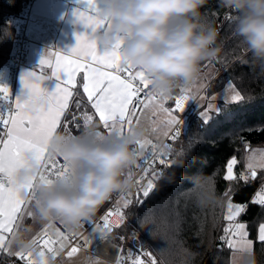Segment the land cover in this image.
Here are the masks:
<instances>
[{"label":"snow or ice","instance_id":"obj_1","mask_svg":"<svg viewBox=\"0 0 264 264\" xmlns=\"http://www.w3.org/2000/svg\"><path fill=\"white\" fill-rule=\"evenodd\" d=\"M80 2L87 4L89 14L77 9L75 16L86 31L77 34V43L69 54L52 52L49 56L44 55L40 61L41 67L52 69L51 79L57 82L55 89L50 91L42 86L44 77L38 76L35 71L22 75L25 91L14 101L10 89L0 85V101L3 102L0 104L4 105L0 108V264H8L5 257L10 264H61V258L71 259L82 249L90 248L93 241L107 239L124 223L123 210L132 204L130 193L121 195L115 206L107 209L99 221H85L81 228L86 224L90 226L87 235L83 231L65 232L46 226L38 234L28 236L36 246V252L23 250L15 243L20 233L30 231L24 221L35 216L33 201L24 199L22 190L30 191L34 197L38 183L58 182L71 171L68 162L63 160L64 163H60L48 151V145L58 130L63 128L70 138H75L72 132L75 128L84 134V138L95 143H107L112 137L135 133L142 110L153 107V122L162 118L164 135L173 142L180 135L179 126L183 121L179 114L184 111L191 93L185 90L172 98L170 94L154 91L146 70L123 63V38L117 37L111 49L99 45L98 33L109 26L99 15L101 0ZM229 19L235 21L238 18L230 16ZM74 97L79 99L74 100ZM169 99L173 101L171 107L166 106ZM229 100L238 103L244 101L245 96L234 89V95ZM209 111L216 112L218 109L203 111L201 115L205 122L211 118ZM146 145H151L153 149L149 155L143 151ZM157 147V144L143 137L137 142L136 150L142 162L135 166L143 169V174L137 179L138 204H143V198H148L157 190V181L170 179L163 170L155 167L157 162L165 167L175 164V161L164 158L171 155L170 145H164L159 152L156 151ZM176 155L181 156L183 152ZM29 157H34L42 170L38 176L31 177L27 184L18 185L16 175L20 169L30 166ZM241 163L244 167L237 174L236 168ZM257 167L264 172V159L256 165L250 159L242 161L232 156L225 164L223 178L230 182V186L223 194L227 226L221 239L228 248L241 255L251 254L253 241L249 238L246 223L241 222L239 217L246 214L250 205L264 206V180L244 203L233 202L234 188L231 182L242 181L248 185L255 181L258 177ZM127 175L132 179L131 169ZM163 215L166 219L168 213ZM119 239L123 240L124 237ZM257 239L264 242V224L258 228ZM117 255L116 264H158L151 252H145L142 248L135 252L121 248Z\"/></svg>","mask_w":264,"mask_h":264},{"label":"trees","instance_id":"obj_2","mask_svg":"<svg viewBox=\"0 0 264 264\" xmlns=\"http://www.w3.org/2000/svg\"><path fill=\"white\" fill-rule=\"evenodd\" d=\"M32 2L0 0V67L12 55L14 40ZM201 12L203 20L216 29L220 49L216 58L200 66V73L210 66L217 72L204 96L215 94L230 83L245 100L223 103L218 111L211 112L207 122L197 104L186 132L171 144V155L164 157L175 161L164 171L170 179L161 178L155 193L143 204H135L127 214L125 225L108 236L117 244L122 241L121 236L128 241L138 236L158 264H231L232 250L217 241L216 227L220 215L224 220L221 208L226 200L223 194L230 186L223 178L225 164L232 156L243 161L246 151L264 145V63L255 60L242 38L235 34L238 13L223 7L220 0H206ZM226 15L238 19L224 21ZM185 87L176 88L172 93L178 95ZM72 132L80 133L75 128ZM196 141L197 144H193ZM181 151L183 155L177 156ZM243 167V163L237 166V174ZM263 178L264 172H259L257 179L248 185L242 181L231 182L233 202L248 201ZM207 188L212 198L208 200L209 193L203 192L199 201H209V206L187 203L192 192ZM164 213H168L166 219ZM239 220L246 223L253 241L252 264H264V242L257 239L258 227L264 223V206L250 205ZM148 224L153 226L160 244L148 238ZM210 251L213 256L208 260Z\"/></svg>","mask_w":264,"mask_h":264},{"label":"clouds","instance_id":"obj_3","mask_svg":"<svg viewBox=\"0 0 264 264\" xmlns=\"http://www.w3.org/2000/svg\"><path fill=\"white\" fill-rule=\"evenodd\" d=\"M221 5L238 13L235 34L240 36L252 57L264 63V0H220ZM206 0H101V18L109 26L98 33L99 45L111 49L117 37L124 40L123 63L144 69L156 92L171 94L176 88L194 83L202 62L217 57L218 33L203 20L201 9ZM145 131L112 137L107 143H95L83 133L70 138L58 130L49 145V154L63 158L71 171L58 182H40L35 196L22 190L33 201L35 216L41 221L58 219L70 230L92 220L98 209L116 192L133 186L127 172L136 165L138 140ZM30 166L16 175L18 185L38 176L41 164L29 157ZM213 194L209 193V198ZM15 243L26 251L36 246L24 232Z\"/></svg>","mask_w":264,"mask_h":264},{"label":"crops","instance_id":"obj_4","mask_svg":"<svg viewBox=\"0 0 264 264\" xmlns=\"http://www.w3.org/2000/svg\"><path fill=\"white\" fill-rule=\"evenodd\" d=\"M77 9L84 12L85 14H89L87 4L80 2V0H33L28 10L30 17L29 30L32 33V42L29 45V49L27 51L25 60L26 62L20 68L18 73L13 101L15 100V98L21 96L24 93L25 89L23 87L21 78L22 75L28 71H35L38 76L42 75L44 77V79L41 81L42 86H45L50 91L55 89L57 82L55 81V79H51L52 69L48 68L47 66L41 67L40 61L44 55L49 56V54L52 52L69 54L71 48L74 47L77 43V34L86 31L85 26L77 22V17L75 16V11ZM212 72L214 73L213 70H210L208 68L205 72L199 74L198 79L194 83L186 86L182 91L188 90L187 87H189L190 90L188 91L191 93L192 98H197L199 94H202V97H200L198 102L200 103L207 97L206 95L204 96L205 87L208 85L212 78L216 77V74H213ZM229 93V95H225L228 97V99L221 97L220 98L227 103H233L230 102L229 99H231L232 95H234V90L232 89ZM170 96L172 98H175L177 95L171 93ZM172 103V99H169L166 101V106L171 107ZM89 111H91V109H89ZM154 111L155 108L153 107L142 110V113L139 117V122L135 125L136 127L146 130L143 138L150 139L153 143L162 142L167 139V137L164 135L162 118H157L156 121L153 122ZM149 146L150 145H146L143 151L145 152L149 148ZM224 210L226 211L225 206ZM225 211H223V219ZM33 219L34 218H28L26 222L29 230L31 229ZM49 222L50 221H41L38 224V232H40L45 226H49ZM62 224L63 223H60L59 225L61 226ZM66 228L67 226L63 228V231H65ZM107 239L112 243L117 244L111 239ZM100 249H103L105 252V240L93 241L91 250L82 249L76 256L72 257L71 259L63 258L61 264H112L113 262H115L110 261L105 255L100 254ZM5 260L8 261V264H10V261L7 257H5Z\"/></svg>","mask_w":264,"mask_h":264},{"label":"built area","instance_id":"obj_5","mask_svg":"<svg viewBox=\"0 0 264 264\" xmlns=\"http://www.w3.org/2000/svg\"><path fill=\"white\" fill-rule=\"evenodd\" d=\"M30 5H29V7H30ZM29 7H28V10H29ZM229 17H230V15H226L225 18H224V21L229 19ZM29 18H30L29 17V12H27L25 17H24V20L22 21V23H21V25L19 27V33H18L17 37L14 40L12 55L0 67V85L7 86L10 89L12 100L14 98L15 86L17 84L19 70L26 62L25 60H26V56H27V51L29 49V45L32 42V33L29 30ZM207 87H208V85L205 87L204 91H206ZM181 93H179V94H181ZM200 97H202V94H199L197 98H192L191 95H190V98L188 99V101L186 103L184 111L179 114L180 115V119L183 121V123L179 126V132H180L179 137L182 136L186 132V129H187V126H188V122H189V118L192 115V113L194 111V108L198 104ZM0 103H3V102L0 101ZM3 107H4V105L0 104V108H3ZM174 142L171 141L169 138H167L166 140H164L162 142H154L153 144H157L158 145L156 151L159 152L160 148H162L164 145H170V147H171V144L174 143ZM152 151H153V149H152V147L150 145L149 148L144 152V154L145 155H149ZM56 158H57V160H59L60 163H64L63 159H60L58 157H56ZM141 162H142V159H141V157H139L136 164H140ZM155 167L158 170H163V172L166 170V167L164 165L159 164L158 162L156 163ZM131 170H132V173H133V176H132L133 186L131 188H129L128 190H126V191L114 193L112 198L109 201H107L105 204H103L98 209V211H97L96 215L93 217L92 221H94V222L99 221L100 217L104 214V212L107 209L112 208V207L115 206L116 201L120 199L121 195H127V194L130 193L131 194L130 198L132 199V204L129 207H127L126 209L123 210L124 211V215H125V220H124V223H123L122 227L125 225L126 217H127V214L129 212V210L135 204H137V202H136V194L138 192L137 179L143 174V169H138V168H136L135 165L131 168ZM156 183H158V181ZM155 191L156 190H154L150 194V196L148 198H143V197H141V198H143L144 202H146L155 193ZM226 226H227V221H224L220 225L218 236H217V241L219 243H222V244H225V245H226V243L221 239V237L224 236V231L223 230H224V228ZM122 227H120V228H122ZM120 228H117L114 231L119 230ZM87 229L90 230V226L86 224L84 228L80 227L77 230H71V231L74 232V233H81L83 231L87 235ZM69 230L70 229L67 227L65 229V232H67ZM135 237H138V236H135ZM118 248L119 249L123 248V249H126V250L127 249H131L134 252L136 250L142 248L145 252H151L148 248H146L143 245V243H142V241L140 239L135 240L134 237L131 240H129V241L125 240V239L122 240L118 244ZM151 254H152V256H154L152 252H151ZM117 258H118V256H117ZM117 258H116V260H117ZM145 259H148V257H145ZM62 260H63V258H61V261ZM116 260L112 264H116Z\"/></svg>","mask_w":264,"mask_h":264},{"label":"rangeland","instance_id":"obj_6","mask_svg":"<svg viewBox=\"0 0 264 264\" xmlns=\"http://www.w3.org/2000/svg\"><path fill=\"white\" fill-rule=\"evenodd\" d=\"M210 70H213L214 73L213 74H216V70L214 69L213 66H210L208 67ZM207 68V69H208ZM206 69V70H207ZM205 70V71H206ZM201 74V73H199ZM188 90H190L189 87H187ZM234 90V86L230 83H228L221 91L215 93V94H212L210 96H207L206 99H204L203 101H201L200 103H198L197 105V109L198 110H203V111H206L208 110L209 108H212V109H215L217 108L218 110L220 109V106L223 104V103H227L225 102L223 99L221 98H225V99H228L227 96L225 95H229L230 91L231 90ZM236 90V89H235ZM171 95V94H170ZM221 97V98H220ZM220 98V99H219ZM202 111V112H203ZM201 112V113H202ZM212 111H209V115L211 114ZM193 144H197V141L194 142ZM60 158V157H58ZM60 159H63V158H60ZM245 159H250L251 162H253L254 164L256 165H259V163L261 162L262 159H264V145L262 146H256V147H252L250 150L246 151V154H245V157L243 158V160ZM257 171L258 173L259 172H262L260 171L259 167H257ZM264 179V178H263ZM203 192H209V189L207 188L206 190H201L200 192L196 193V192H192L191 193V196L192 198H189L187 199V203L188 202H191L192 204H194V202L198 203L200 206H203V207H206V206H209L210 205V202L209 201H206V202H202V201H199V199L202 197V194ZM208 197H209V194H208ZM208 200H210V198H208ZM225 203L226 201L224 202V204L222 205V208L225 206ZM222 211H224V209H222ZM225 214H226V211H225ZM225 214H224V217H225ZM221 217V215H220ZM219 217L218 219V222H217V231L219 232V228H220V225L226 221L224 219V221H222V219ZM241 217V216H240ZM239 217V219H240ZM28 219H26L24 221V223L26 224ZM33 223L31 224V229L30 231L27 233L28 236H32L34 234H37L38 230H39V223L41 222V220H39L36 216H34V219L32 221ZM60 223H62L60 220L58 219H54V220H50L49 222V227L50 228H57V229H60L63 231V228L66 227V225L63 223L61 226L59 225ZM142 224V225H141ZM141 227H142V230L144 231V225L143 223H140ZM175 227V226H174ZM216 227H215V231H216ZM172 229V228H171ZM146 232L148 234V238L155 242L156 244H160L157 236L155 235L154 233V229H153V226L151 224H148L147 225V228H146ZM218 232H217V235H218ZM39 233V232H38ZM249 233V232H248ZM140 239V238H139ZM141 240V239H140ZM106 241V250L104 252L103 249H100L99 250V253L102 254V255H105L110 261H115L116 258H117V254H118V245L115 244V243H112L110 240L108 239H105ZM117 245V246H116ZM94 246V245H93ZM92 248V245L90 248H88L87 250H91ZM232 250V255H231V264H252V252L251 254H244V255H241L240 253H237L235 252L233 249ZM253 250V249H252ZM86 252V251H85ZM204 254L205 252L202 251ZM203 253H200L202 255H204ZM86 254V253H85ZM213 256V251H210V255H209V258L208 260H210V258ZM219 256V255H218ZM207 260V262H208Z\"/></svg>","mask_w":264,"mask_h":264}]
</instances>
